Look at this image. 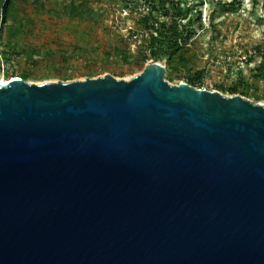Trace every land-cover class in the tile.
<instances>
[{
  "label": "water",
  "instance_id": "obj_1",
  "mask_svg": "<svg viewBox=\"0 0 264 264\" xmlns=\"http://www.w3.org/2000/svg\"><path fill=\"white\" fill-rule=\"evenodd\" d=\"M0 264H264V104L157 59L0 81Z\"/></svg>",
  "mask_w": 264,
  "mask_h": 264
},
{
  "label": "rangeland",
  "instance_id": "obj_2",
  "mask_svg": "<svg viewBox=\"0 0 264 264\" xmlns=\"http://www.w3.org/2000/svg\"><path fill=\"white\" fill-rule=\"evenodd\" d=\"M40 1L43 5L17 0L15 14L25 19L20 30L19 20L2 22L0 16V80L26 77L40 83L106 73L129 79L156 59L146 56L150 29L142 21L143 0ZM182 1L194 6L188 13L195 20L193 33L173 60H159L167 79L177 84L201 73L203 87L225 94L243 79L248 98L264 104V79L257 69L264 60V0ZM72 2L91 10L70 14Z\"/></svg>",
  "mask_w": 264,
  "mask_h": 264
},
{
  "label": "trees",
  "instance_id": "obj_3",
  "mask_svg": "<svg viewBox=\"0 0 264 264\" xmlns=\"http://www.w3.org/2000/svg\"><path fill=\"white\" fill-rule=\"evenodd\" d=\"M34 3H41L40 0H33ZM17 0H0V16L2 22L8 20H19L20 26L18 30L25 24V19L18 18L15 12V6ZM147 13L143 15L142 21L145 27L150 30V39L148 43L149 52L147 57H154L157 60H173V58L180 52L184 44L192 36V25L195 20L192 16H188V13L194 10L193 7L187 6L185 1L182 0H143ZM80 7V8H79ZM79 9H83L79 11ZM90 7L84 4L77 5L72 2L67 11L70 14H82L88 12ZM160 13V17L155 15ZM197 13L200 15L201 12ZM163 17V18H162ZM187 19V21H184ZM130 60V57H125ZM185 60V59H183ZM182 66L186 64V61H180ZM172 69L177 71L178 68L172 66ZM259 77L264 79V60L257 66ZM169 77V75H168ZM26 79V77H24ZM188 82L197 87H203V75L201 73L193 74L188 78ZM225 90V86H221ZM230 94L240 93L241 95L249 97V86L243 79L237 82L233 87L226 89ZM260 98V97H258ZM257 98V99H258Z\"/></svg>",
  "mask_w": 264,
  "mask_h": 264
},
{
  "label": "bare ground",
  "instance_id": "obj_4",
  "mask_svg": "<svg viewBox=\"0 0 264 264\" xmlns=\"http://www.w3.org/2000/svg\"><path fill=\"white\" fill-rule=\"evenodd\" d=\"M0 81H5V80H0Z\"/></svg>",
  "mask_w": 264,
  "mask_h": 264
}]
</instances>
